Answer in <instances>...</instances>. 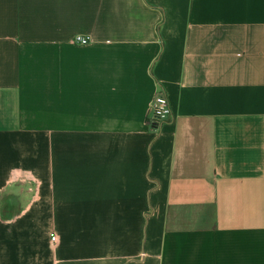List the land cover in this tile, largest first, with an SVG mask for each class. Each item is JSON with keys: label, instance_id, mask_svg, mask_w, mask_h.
I'll list each match as a JSON object with an SVG mask.
<instances>
[{"label": "crops", "instance_id": "0c3cea01", "mask_svg": "<svg viewBox=\"0 0 264 264\" xmlns=\"http://www.w3.org/2000/svg\"><path fill=\"white\" fill-rule=\"evenodd\" d=\"M0 264H264V0H0Z\"/></svg>", "mask_w": 264, "mask_h": 264}, {"label": "built area", "instance_id": "2783aa9c", "mask_svg": "<svg viewBox=\"0 0 264 264\" xmlns=\"http://www.w3.org/2000/svg\"><path fill=\"white\" fill-rule=\"evenodd\" d=\"M90 41L89 38L83 35H76L72 38V42L79 45L87 44ZM152 118L151 123L154 125H160L172 114L171 105L168 97L164 93H158L155 95L152 101ZM50 239L52 242L57 241L56 234H51Z\"/></svg>", "mask_w": 264, "mask_h": 264}]
</instances>
